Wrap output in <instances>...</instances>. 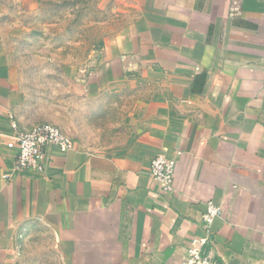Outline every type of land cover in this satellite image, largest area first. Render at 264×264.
I'll return each mask as SVG.
<instances>
[{"label":"crops","instance_id":"1","mask_svg":"<svg viewBox=\"0 0 264 264\" xmlns=\"http://www.w3.org/2000/svg\"><path fill=\"white\" fill-rule=\"evenodd\" d=\"M110 1L124 28L95 90L140 93L120 149L77 142L4 179L18 133L44 119L0 42V264H182L208 202L210 256L264 264V0ZM160 152L177 156L171 194L150 174Z\"/></svg>","mask_w":264,"mask_h":264},{"label":"rangeland","instance_id":"2","mask_svg":"<svg viewBox=\"0 0 264 264\" xmlns=\"http://www.w3.org/2000/svg\"><path fill=\"white\" fill-rule=\"evenodd\" d=\"M114 7L110 0H0L1 47L22 71L26 105L90 152L120 149L139 109L137 91L110 101L95 90L108 77L97 56L124 28Z\"/></svg>","mask_w":264,"mask_h":264},{"label":"built area","instance_id":"3","mask_svg":"<svg viewBox=\"0 0 264 264\" xmlns=\"http://www.w3.org/2000/svg\"><path fill=\"white\" fill-rule=\"evenodd\" d=\"M75 148V142L58 126L40 124L18 133V156L12 169L3 178L8 180L17 174H44L53 151L67 153ZM178 155H181L178 153ZM177 156L160 152L150 166L152 178L162 185L165 194L174 192ZM202 216L204 235L187 248L182 264H218L209 254L212 245V225L222 215V208L215 202H208Z\"/></svg>","mask_w":264,"mask_h":264}]
</instances>
